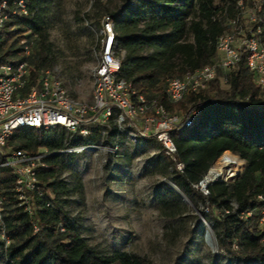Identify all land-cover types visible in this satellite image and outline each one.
<instances>
[{"label":"trees","instance_id":"trees-1","mask_svg":"<svg viewBox=\"0 0 264 264\" xmlns=\"http://www.w3.org/2000/svg\"><path fill=\"white\" fill-rule=\"evenodd\" d=\"M85 1L91 2L86 12L82 4L72 0H27L31 15L11 19L0 33V63L27 60L36 71L53 69L64 57L55 44L56 38L52 39L55 33L65 39L73 60L72 65L64 67V77L76 79L81 76V67L92 62L86 45L94 42V35L86 31L87 25L94 23L99 27L102 17L109 16L121 56L120 77L130 82L138 93L156 99L169 110L186 111L203 105L201 124H205V130L193 127L172 133L176 162L164 154L157 141L139 142L158 147L171 168L168 180L195 208L203 207L200 212L214 231L218 250L215 259L264 264V227L259 226V211L264 208V201L258 200V196L264 199V99L262 87L247 69L246 54L242 52L230 70H218L216 79L205 91L189 94L176 105L169 104L165 96L168 80L216 61L217 39L230 30L231 21L240 19L238 0H118L117 8L111 10L108 8L111 0ZM261 4L259 16L264 17V0ZM69 15L71 20H67ZM72 26L85 36L86 43L69 42ZM257 30L264 46V20L257 18L251 23L250 31ZM23 38L33 39L27 58L23 57L20 44ZM89 128L91 135L87 138L72 135L63 128L48 131L24 128L10 138L8 146L13 150L35 154L45 149L55 154L48 158V168L39 174L43 196L37 199L30 195L32 215L17 205L12 192V171L0 169V196L5 207L3 225L9 242L6 244L0 238V264H151L134 253L97 251L81 236L66 209L70 198L81 192L82 183L69 170L77 155L56 152L101 142L121 148L127 139L112 123L105 127L107 136L102 135L104 128L98 125ZM225 152L243 160V170L227 182L209 185V194L205 196L193 185L204 178ZM116 156L108 154L107 169L113 167ZM176 163L183 165V172L177 170ZM65 172H70L68 178H62ZM156 198L165 217L176 218L185 213L186 206L174 190L157 192ZM232 204L236 205L233 213L222 218L216 215V211L231 209ZM251 210L254 214L250 218H239Z\"/></svg>","mask_w":264,"mask_h":264},{"label":"built area","instance_id":"built-area-1","mask_svg":"<svg viewBox=\"0 0 264 264\" xmlns=\"http://www.w3.org/2000/svg\"><path fill=\"white\" fill-rule=\"evenodd\" d=\"M30 15L27 0H0V33L11 19ZM251 20H255L254 15ZM259 33V30H245L238 20L231 21L230 30L216 41V61L193 72H187L182 77L168 80L165 88L167 102L176 105L184 101L189 94L205 91L216 79L217 71L230 70L238 63L242 52L246 54L248 71L263 88L264 46L259 41ZM20 44L23 57H29L33 39L23 38ZM120 61L112 19L104 16L99 23V33L93 50L90 101L74 99L54 69L36 71L27 60L13 64L0 63V169L9 168L12 171L13 196L18 207L28 215H32L30 195L37 199L43 196L39 174L48 168V158L55 153L45 149L35 154L13 150L8 146V142L20 129L48 131L63 128L72 135L87 138L91 135L89 126L98 125L104 128L102 135H106L105 127L112 123L130 141H157L164 154L173 162H176L177 149L172 133H182L193 127H199L201 131L206 129L205 124H201L203 105L189 107L186 111L167 109L156 99L138 93L130 82L120 77ZM119 150L117 145L109 147L101 142L96 145L69 147L56 154L102 151L107 155L116 156ZM235 161L218 166L214 177H210V171L215 166L211 167L193 188L207 196L209 185L216 181H228L223 172L228 171L231 175ZM176 168L183 172L181 163H176ZM258 200L264 201L262 196H258ZM235 209L236 205L232 204L231 209L216 211V215L222 218L233 213ZM253 214L254 211L251 210L242 213L239 218L247 220ZM259 214V226L264 227V208ZM4 215V200L0 196V238L8 244L3 225ZM37 231L34 226V232Z\"/></svg>","mask_w":264,"mask_h":264},{"label":"rangeland","instance_id":"rangeland-1","mask_svg":"<svg viewBox=\"0 0 264 264\" xmlns=\"http://www.w3.org/2000/svg\"><path fill=\"white\" fill-rule=\"evenodd\" d=\"M76 2L82 4L85 12L89 10L90 1L72 0V3ZM261 3L262 0H238L239 21L245 30L250 31L251 23L256 22L257 18L264 20L263 16H259ZM118 5V0H111L108 8L111 10ZM252 15L254 21L251 20ZM71 19L69 15L67 20ZM87 26L86 31L94 35V42L86 45L92 62L81 67V76L76 79L65 78L63 74L64 67L73 62L67 42L59 34L53 33L52 38H56L55 44L64 56L53 69L72 97L83 101L91 100L90 74L99 33V27L94 23ZM70 37L71 44L87 42L76 26H72ZM262 97L264 99V88ZM227 154L236 160L231 175L228 171L223 172L224 177L230 180L241 173L244 161L231 153ZM76 155L75 161L69 164V170L79 176L82 190L70 198L66 209L81 236L97 251L134 253L145 257L151 264H236L229 259H215L218 250L214 231L200 212L202 206L195 208L180 196L186 206L181 217L167 218L160 212L157 192L171 189L180 194L178 188L168 180L171 168L154 143L126 139L111 169H107L108 155L102 151H86ZM220 159L222 157L215 161L212 168L221 165ZM64 161L66 163V158ZM69 174L65 172L62 178H68Z\"/></svg>","mask_w":264,"mask_h":264},{"label":"bare ground","instance_id":"bare-ground-1","mask_svg":"<svg viewBox=\"0 0 264 264\" xmlns=\"http://www.w3.org/2000/svg\"><path fill=\"white\" fill-rule=\"evenodd\" d=\"M235 160L229 156V154L225 153L223 156H222V159L219 160V163L222 165V164H226V163H232L234 162ZM219 164V165H220ZM217 167V166H216ZM214 168L213 170L210 171V177H214L215 176V172L214 171H217L215 169L217 168ZM232 170V169H231Z\"/></svg>","mask_w":264,"mask_h":264},{"label":"water","instance_id":"water-1","mask_svg":"<svg viewBox=\"0 0 264 264\" xmlns=\"http://www.w3.org/2000/svg\"><path fill=\"white\" fill-rule=\"evenodd\" d=\"M180 196L182 197V199H183L184 202H187L188 201V199L184 195L180 194Z\"/></svg>","mask_w":264,"mask_h":264}]
</instances>
